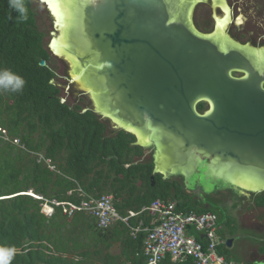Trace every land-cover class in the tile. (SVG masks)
Returning <instances> with one entry per match:
<instances>
[{"label": "water", "instance_id": "water-1", "mask_svg": "<svg viewBox=\"0 0 264 264\" xmlns=\"http://www.w3.org/2000/svg\"><path fill=\"white\" fill-rule=\"evenodd\" d=\"M33 1L52 20L46 49L67 67L58 86L86 98L83 111L111 132L154 150V175L201 166L216 180L208 186L227 181L239 198L264 193V45L227 37L221 22L239 24L224 0H211L222 17L210 33L191 20L205 0Z\"/></svg>", "mask_w": 264, "mask_h": 264}, {"label": "trees", "instance_id": "trees-1", "mask_svg": "<svg viewBox=\"0 0 264 264\" xmlns=\"http://www.w3.org/2000/svg\"><path fill=\"white\" fill-rule=\"evenodd\" d=\"M50 62L34 1L0 0V264H146V230L154 223L144 209L156 200L218 215L183 184L154 175L132 135L113 133L93 112L63 102ZM102 195L113 197L122 217L137 215L103 228L88 212H42L46 201L80 205ZM256 198L264 205V193ZM116 245L118 255L111 252ZM159 264L193 263L168 257Z\"/></svg>", "mask_w": 264, "mask_h": 264}, {"label": "rangeland", "instance_id": "rangeland-1", "mask_svg": "<svg viewBox=\"0 0 264 264\" xmlns=\"http://www.w3.org/2000/svg\"><path fill=\"white\" fill-rule=\"evenodd\" d=\"M218 2L222 3L220 0H218ZM224 2L232 13V18L234 19L235 17L239 24L235 25L233 21L230 23L228 21V24L226 25L227 27L225 26L224 28L226 29L225 33L227 34V37L239 40L241 43L245 41L253 45L263 46L264 0H224ZM34 8L38 28L41 32L45 33V47L47 48L51 37L50 34L53 31L52 20L44 4L34 1ZM214 15L222 17L221 11L218 8H213V2L211 0H205L204 3H200L194 7L191 15L192 24L198 31L202 33H210L214 28ZM240 38H242L243 41L240 40ZM246 53L251 55L250 52ZM50 65L57 71L56 83L66 86L67 81L65 78L68 76L66 65L52 54ZM256 67L259 69L258 65H256ZM61 96L71 106L79 105L82 106V108H86L89 104V101L86 98L83 99L79 96L73 87L69 91L61 89ZM149 149L146 151L144 159L152 160L154 150ZM171 166L172 165H168L167 167L170 168ZM203 169H205V167H202V169L197 171L195 170L190 176L184 175L181 170H179L178 173H181L185 178L180 176L181 174H177L172 178L183 185L185 184V180L187 183L189 182V184H186V192L191 199H195L202 206L215 209L218 216L221 218V225H228L232 230L230 236L223 235L224 239L229 238L232 241L230 248L224 246L223 249L227 258L239 264H254L253 261L256 258L257 252L263 254L264 231L260 232L251 226L252 222L248 223L244 221H246L248 217H253V220H255L256 223L264 222V210H258L256 208L257 210L254 211L255 208H247L249 202L253 201V197H236L233 191H230L232 186L227 181L218 180L219 185L216 184V186L212 187L208 186V180L213 182L216 180L214 176L212 177V175H208L207 172V174L204 175L203 173L205 172ZM225 203L230 210L238 205L240 208L244 209L243 212L247 209L243 217L244 221L241 222V218H239L240 215L236 216L231 211L226 213L228 209L224 205ZM240 208L237 209V211H242ZM237 211L235 210L233 212L236 214ZM120 251L121 247L119 245H116L111 250V252L116 255H118ZM245 256L249 257L248 261L244 259ZM258 264H264V261L259 262Z\"/></svg>", "mask_w": 264, "mask_h": 264}, {"label": "built area", "instance_id": "built-area-1", "mask_svg": "<svg viewBox=\"0 0 264 264\" xmlns=\"http://www.w3.org/2000/svg\"><path fill=\"white\" fill-rule=\"evenodd\" d=\"M49 164V161H47ZM51 170L55 168L50 166ZM35 198H42L37 197ZM54 206H62L64 213L72 217L75 212H88L99 220V225L107 228L119 221L128 223L130 217L137 214L130 212L128 217H122L114 206L113 197L102 195L99 198H89L80 205L70 202L46 201L43 213L52 216ZM148 210L153 217L154 226L146 230L144 255L146 264H159L166 258L173 263L193 264H239L229 260L221 253L225 241L220 236L219 216L212 213L181 212L177 204L171 201L156 200ZM132 230V235L139 232Z\"/></svg>", "mask_w": 264, "mask_h": 264}, {"label": "flooded vegetation", "instance_id": "flooded-vegetation-1", "mask_svg": "<svg viewBox=\"0 0 264 264\" xmlns=\"http://www.w3.org/2000/svg\"><path fill=\"white\" fill-rule=\"evenodd\" d=\"M240 37H243V36H240ZM240 40H242L243 41V39L242 38H240ZM237 41H239V40H237ZM240 42V41H239ZM241 43V42H240ZM246 43H249V42H245V41H243V43L242 44H246ZM240 74H242V73H240ZM236 75V74H235ZM236 76H240L239 74H237ZM79 106V105H78ZM82 107V106H81ZM146 155V154H145ZM145 158V157H144ZM199 168H200V166L198 167V169H196V171L197 170H199ZM201 175V174H200ZM173 176H171V177H169L171 180H174L175 181V179H173L172 178ZM184 188L186 189V185L184 184ZM230 191H233V193L235 194V196L236 197H239L238 196V194H237V192L236 191H234L233 189H230ZM187 193V192H186ZM227 193V192H226ZM232 199V198H231ZM253 205H252V204ZM226 207H227V205H226V203L224 204ZM240 207H239V205L238 206H235V207H233V209L232 210H230L228 207H227V211H226V213H228L229 211H231L234 215H236V216H238V215H240L239 216V218H241V222H243L244 220H243V217H244V215H245V213H246V210H245V212H243V210L244 209H242V208H240L242 211H237V209H239ZM247 208H251V209H253V208H255L254 209V211H256L257 209L258 210H264V205H262L261 206V204H259L258 203V199L256 198V196L253 198V202H250L249 204H248V207ZM257 208V209H256ZM237 211V213L235 214L233 211ZM239 212V213H238ZM241 213H243V214H241ZM219 219H220V227H221V235L220 236H223L224 234L225 235H227V236H230V234H232V230L228 227V225L227 226H225V225H221V218L219 217ZM244 222H252V224H251V226H253V228H256L257 230H259L260 232H263V230H264V222L262 221L261 223H256V221L255 220H253V217H248V219L246 220V221H244ZM242 225H244V224H242ZM223 227V228H222ZM227 240H228V238L227 239H225V246H226V244H227ZM227 247V246H226ZM244 259L245 260H249V257L248 256H245L244 257ZM262 261H264V254H259L258 252H257V255H256V258L254 259V264L256 263V264H258L259 262H262Z\"/></svg>", "mask_w": 264, "mask_h": 264}, {"label": "bare ground", "instance_id": "bare-ground-1", "mask_svg": "<svg viewBox=\"0 0 264 264\" xmlns=\"http://www.w3.org/2000/svg\"><path fill=\"white\" fill-rule=\"evenodd\" d=\"M226 25H227L226 21H222V22H221V26H222V27H225ZM226 27H227V26H226Z\"/></svg>", "mask_w": 264, "mask_h": 264}, {"label": "crops", "instance_id": "crops-1", "mask_svg": "<svg viewBox=\"0 0 264 264\" xmlns=\"http://www.w3.org/2000/svg\"><path fill=\"white\" fill-rule=\"evenodd\" d=\"M220 231H221V227H220ZM264 231V230H263ZM221 235V234H220ZM222 238H223V236H221ZM223 240L225 241V239L223 238ZM224 246H225V244H224ZM224 246L222 247L223 249H224ZM263 254H264V252H263Z\"/></svg>", "mask_w": 264, "mask_h": 264}, {"label": "clouds", "instance_id": "clouds-1", "mask_svg": "<svg viewBox=\"0 0 264 264\" xmlns=\"http://www.w3.org/2000/svg\"><path fill=\"white\" fill-rule=\"evenodd\" d=\"M17 142V141H16ZM32 194V193H31ZM33 195V194H32ZM34 196V195H33ZM35 197V196H34ZM39 197V196H38ZM38 199V198H37ZM42 209H43V206H42ZM220 221V220H219ZM220 223V222H219Z\"/></svg>", "mask_w": 264, "mask_h": 264}]
</instances>
